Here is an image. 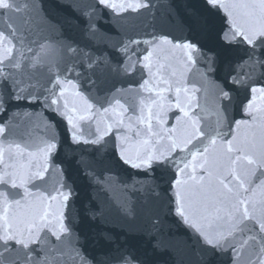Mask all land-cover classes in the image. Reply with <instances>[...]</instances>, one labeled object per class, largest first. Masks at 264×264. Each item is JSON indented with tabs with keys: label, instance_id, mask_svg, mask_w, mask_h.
Wrapping results in <instances>:
<instances>
[{
	"label": "snow or ice",
	"instance_id": "1",
	"mask_svg": "<svg viewBox=\"0 0 264 264\" xmlns=\"http://www.w3.org/2000/svg\"><path fill=\"white\" fill-rule=\"evenodd\" d=\"M13 7V4L9 0H0V9H10ZM148 7L147 4L137 2L135 4L128 3L126 6L124 3H115L113 0H93L91 5L92 11L86 12L83 16H78L77 18V27L81 36V39L84 41H89L91 38L95 37L99 29L96 27V19L103 13L104 9L115 10L120 9L121 11H126L131 9L136 11L141 8ZM238 8H251L261 9L260 20L261 23L248 24V23H239L237 18L233 16L232 9ZM223 9L228 12V16L231 19V28L232 35L231 38H226V30L224 27H217L216 18L220 13V10ZM17 11L20 9L17 8ZM98 10V11H97ZM77 13L80 12V9H76ZM87 17L85 19L84 17ZM181 23L187 30V35L183 38V42H173V39H170L166 35L159 37H154L151 43H156L157 41L173 44L174 47L181 48L188 53L194 51L203 52L204 46L201 43V40L195 39L193 33L203 36L205 39L211 41L214 44V47L207 49L209 53V70L216 72L223 69L222 80L224 84L219 86L220 99L225 101L228 104L233 103H243L241 98L240 89L232 87L233 85L239 84L241 86L246 85L252 78V73L255 72L257 68L264 69V0H260L259 5L256 4H226L224 0H202V7L196 11L192 9L188 10V14L182 17ZM72 43H76L73 41ZM131 44H138L139 41H131ZM144 43H150L149 41H144ZM62 47L66 49H71V43H64ZM76 51L81 52L83 55L87 56L88 59L92 60V64L89 65L90 68L97 67L101 63L105 67H113L114 71H121L119 65L112 66L110 58L106 54H101L95 56L93 59V54L84 53L77 44ZM128 45H125V52L122 55H127ZM144 60H147L148 57H144ZM191 59V56H189ZM215 65V67H213ZM143 67L147 68V64H143ZM247 67L250 69L249 73H244L246 79H240L241 73H243L244 68ZM76 64L74 63L71 67L67 68V72L75 71ZM57 86L61 87V95L63 94V83H67L72 88H77V85L73 83L72 80L60 81L57 79L55 81ZM91 84L94 82L90 81ZM147 83V81H145ZM143 87V85H141ZM257 89L253 87L252 92H255ZM264 91V88L260 89ZM179 91V89H177ZM76 96L84 99L86 106L89 110L94 108V105L87 103V98L84 93L77 91ZM27 100L30 103L40 102V97L33 94H22L17 91V84L11 75L4 76L3 82H0V112L5 111L7 105L13 101L20 103L21 101ZM117 104L119 101L116 102ZM43 106L46 109L52 110L57 116L61 119L66 120V123L70 126L68 128L69 133V147H79L80 140L78 135V128L73 123V120L66 115L68 105L65 102L63 109H61L60 101L58 98H52L49 102V97L45 96L43 100ZM176 107H180L179 104ZM181 111L184 112V109L181 108ZM104 112H108V108H104ZM187 116V113H184ZM83 119V117H81ZM180 117H177V121H180ZM241 121H237V124ZM121 125L119 123L115 125H110L108 131L110 132L113 127L119 128ZM191 132L185 135L183 138L177 139L171 135L168 136V145L163 149L147 148L143 153L137 154L136 156H131L128 154L127 149L124 147L121 137L119 134L116 136V142L113 145L112 159L116 160L117 163L122 162L125 165H128L131 168L137 170L138 174H143L146 178L152 180L164 179L165 176L169 177V183L178 189L176 191V203L177 207L175 212L179 215L183 222L194 229L195 233L198 236L199 240V251L197 252L198 264H228V253L234 252V246L232 245L229 237L232 236L233 231L236 230V226L241 224L245 220L256 219L255 216H250L247 209L242 213L239 210L238 204H232L230 208L224 209L226 214L230 219H234V223L229 231H220V232H208L205 229L203 216H197V210L194 209L192 203L187 200L184 193V184L180 178L172 181L170 179L171 171L175 168L176 174L178 177L186 174L189 168L192 169L193 174H195L196 169H203L206 173L205 176H200L199 181H207L211 185L212 181L215 180L218 189V197H223L225 200L229 199L230 193L233 189L231 187V181L228 180V171L221 172V165L215 159L209 163L207 159V154L209 153V147L207 145L200 143V137L205 136V133L200 129L198 122L193 119L191 122ZM3 129L0 128V131ZM175 130H166L169 133ZM219 135V134H217ZM103 137H97L96 140L91 141V152H88L87 147L81 148V161L80 163L84 164L85 168H93L95 164L103 163L104 155L101 154L100 149L103 147L101 140ZM53 143L47 145V151L49 154H56L59 152L60 142L55 141L53 137ZM147 143V141H145ZM210 144L216 143V137H212L209 141ZM232 141H228L227 153L224 156L225 160H229L230 157L228 154L232 153L235 149L232 147ZM85 145L88 144L87 141L84 142ZM200 145L197 147V145ZM191 146V147H190ZM202 148V151H201ZM179 151L180 153L187 152L191 156L190 160L186 158L183 161H180V158L175 157L174 154ZM92 156L95 154L91 160L84 159V155ZM239 159V157H237ZM179 162H183V167H179ZM231 164H235V161H230ZM249 164L259 163L261 166H264V154L261 155L259 160H248ZM230 171V170H229ZM159 173V177L157 176ZM90 178L93 177L94 173H87ZM233 179H237L235 173L232 172ZM195 178V177H193ZM98 182V181H97ZM10 178L7 174L0 176V184H9ZM243 186L242 184L240 185ZM10 187L15 189L17 184L13 181L10 183ZM65 187L69 188L67 193L60 192L59 196L63 202L67 203L72 199V189L65 183ZM9 193L7 191H0V197L4 198L5 202H8ZM19 205L20 201H15ZM220 210H218L219 212ZM238 214V215H237ZM85 215L92 221L102 218L103 208L94 209L87 208L85 210ZM217 219H223L221 216H217ZM79 215H77L75 220L69 218L67 221L61 220L59 223L61 225V231L71 232L75 224H79ZM260 230L264 232V210L261 212V218L259 220ZM105 239L111 242V237L107 234ZM76 239L79 243L80 233H76ZM255 239V237H253ZM87 237H85V241ZM0 246L8 248L10 242H14L16 245L22 246L29 253L27 257L28 260L32 261V264H41V258L39 248L33 250L30 247V244L34 243L32 240H25L20 236H17L15 233L8 230L4 235H0ZM155 247V246H154ZM4 253H0V256ZM99 264H144V261L136 254L135 251L129 250V248H120L117 247L114 253H110L104 256ZM264 264V262H262Z\"/></svg>",
	"mask_w": 264,
	"mask_h": 264
}]
</instances>
